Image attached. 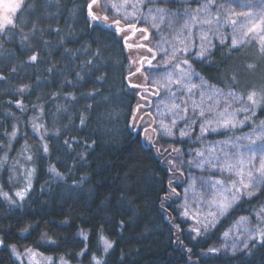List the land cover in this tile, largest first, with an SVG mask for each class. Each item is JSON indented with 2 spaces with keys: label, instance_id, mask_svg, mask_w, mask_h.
Returning a JSON list of instances; mask_svg holds the SVG:
<instances>
[{
  "label": "snow or ice",
  "instance_id": "obj_1",
  "mask_svg": "<svg viewBox=\"0 0 264 264\" xmlns=\"http://www.w3.org/2000/svg\"><path fill=\"white\" fill-rule=\"evenodd\" d=\"M192 4L197 7L192 9ZM94 8L100 9L103 14H98ZM0 9V41L6 42L17 32L22 34L24 27L29 25L33 34L37 31L36 20L24 19L26 13L35 16L34 4L24 5V0H0ZM77 10L74 9L72 15H75ZM85 11L93 33L118 39L129 52L143 49L148 53L139 59L129 57V73L124 77L127 81L126 87L130 95H139L145 104L138 102L130 109V122L125 127L129 129V135L139 129L150 150L155 149L169 165L167 171L172 173V176L168 179V192L161 202V207H164V201L169 199H182L183 202L178 206V215L196 220L198 226L189 229V239L194 240L215 227L220 222V217L226 218L237 208L249 205L250 215L235 219L233 226L223 232L225 242L219 248H209L208 253L215 254L223 249L229 251L233 257H236L237 253L251 257L254 249L264 248V87H248L241 90L240 80L234 72L228 75L227 80L221 77L220 83H223L224 87H220L219 83L211 84L195 66H217L216 55L232 56L252 44L257 46L261 59H264V0H241L240 3L236 0H86ZM161 25L168 31V36L164 35ZM55 31L59 33L60 29ZM137 35L139 40L136 39ZM153 43L155 46H152ZM99 54L97 49L96 55ZM28 61L36 63L38 54L29 55ZM246 67L254 69L256 65L249 63ZM12 71H15V68ZM136 76L142 77V80L133 83L132 78ZM3 79L6 77L0 75V80ZM229 80L231 83H228ZM27 90L28 86L16 89L19 93ZM197 94L199 101L194 99ZM88 95L95 99L94 92ZM149 96L160 98V103L155 106L156 116L150 111L140 115L148 104ZM10 103H15L18 108L24 110L22 100ZM190 108L191 119L188 117ZM211 113L215 115H208ZM40 115H43L42 107ZM145 116L148 117L147 121ZM37 119L33 118L31 124L40 142L38 153H33L25 140L17 154L23 158V163L19 158H13L10 163L8 155L12 151V143L22 135L18 124L12 125L11 132L3 133L7 137V146L0 143V153H3L0 155V172L8 173L7 183L12 186V191L9 192L5 190L4 184L0 183V201L6 202L12 208L22 209L25 203L30 202L29 193L33 189L37 173L36 159L43 157L50 160V147L46 138L48 128L38 123ZM79 119L80 126L85 127L88 117L81 115ZM137 120L141 123L137 124ZM180 121H184L183 128L178 127ZM194 126L199 127L200 135L197 140L202 143V137L211 132L226 136L223 141L209 142L213 146L208 148L207 155L204 151L190 150L195 151L196 158L187 161L189 168L195 167L210 174L207 179L203 175L198 177L199 187L202 189L199 192L197 177L191 172L188 179L184 180V152L182 148L174 146L175 143L183 141H165L169 143V148H164L163 151L160 150L159 143L165 137H173L176 132L181 138L188 137V129L194 130ZM236 132L240 134L235 135ZM51 136L59 138L60 129L56 128ZM63 144L67 146L66 151L73 150L69 140H64ZM93 145L99 146L93 140L92 144H86L85 151L79 154L80 160L85 164L88 162V150L94 151ZM164 153L168 155L165 156ZM47 171L57 183H67L69 179L51 162L48 163ZM87 180V176L81 177L70 187L73 191L81 190ZM185 183L187 187L184 186ZM16 184L20 187H16ZM128 189L129 185L122 183L119 208L121 215L127 216V219H120L116 225L121 234L131 226L136 215L133 201L127 198ZM40 190L44 191V186H41ZM194 202L206 203L209 211L202 214L199 209H193ZM110 210L109 206L105 212ZM62 223L69 224V221L66 219ZM38 225L39 222L35 225H24L19 230L20 235L30 237L32 232L39 231ZM174 227L177 233L183 231L180 224H175ZM233 232L237 235H232ZM76 235L78 243L75 246L81 250L73 255L83 257L88 253L90 264H106L105 258L115 249V241L100 232L98 242L102 246V253L98 257L89 253L88 233L80 229ZM179 239L177 235V240ZM37 245H23L21 251L15 243H6L5 238L0 236V248L10 251L17 264H70L65 255H45L39 250L40 247H47L55 251L61 246L47 232H40ZM186 251L191 253L192 249L187 248ZM120 259L126 264L123 252ZM241 264H250V261L243 259Z\"/></svg>",
  "mask_w": 264,
  "mask_h": 264
},
{
  "label": "trees",
  "instance_id": "obj_2",
  "mask_svg": "<svg viewBox=\"0 0 264 264\" xmlns=\"http://www.w3.org/2000/svg\"><path fill=\"white\" fill-rule=\"evenodd\" d=\"M28 4L35 5V16L26 13L24 19L36 20L35 34L29 25L22 34L17 32L6 42L0 41V75L6 77L0 80V143L7 146L3 133L11 132L13 124L20 126L22 135L12 143L9 156L15 155L25 140L35 143L30 124L38 118L48 128L50 160L36 159L30 202L22 209L0 201V236L6 243H15L21 250L23 245L37 247L40 232H47L61 246L55 251L40 247L41 252L65 255L74 264H90L88 253L83 257L73 255L81 250L75 246L76 233L83 229L88 233L89 253L98 257L102 253L100 232L116 242L115 249L105 258L106 264H123L122 252L126 264H241L243 259L250 264H264V248L259 247L251 257L208 253L209 248L219 247L223 232L235 219L250 214L249 205L237 208L213 230L194 240L189 239L188 220L178 215L180 199L164 201L161 207L172 174L163 157L155 149L150 150L139 129L129 135L125 127L130 122L129 111L139 98L129 94L124 79L129 73L130 52L118 39L92 32L86 0H24V5ZM74 9L78 10L72 15ZM55 29H60L59 33ZM32 54H38L36 63L28 61ZM195 66L211 84H221L220 68ZM23 86H28L26 92L16 91ZM91 92L95 99L88 95ZM16 100L23 101V111L10 103ZM81 115L88 117L85 127L80 126ZM56 128L61 132L59 138L51 136ZM64 140L70 141L74 151H66ZM93 140L99 146L88 150L85 164L79 154ZM180 145L186 148V142ZM49 162L69 177L67 183L51 179ZM6 175L7 172H0V183L8 191ZM85 176L88 180L83 188L73 191L70 185ZM122 183L129 185L127 198L133 201L136 215L121 234L116 225L120 219H127L119 208ZM109 206L111 210L105 212ZM66 219L69 224L62 223ZM37 222L39 231L30 237L20 235L24 225ZM175 224H180L183 231L177 233ZM187 248L192 252H187ZM0 264L17 262L10 251L0 248Z\"/></svg>",
  "mask_w": 264,
  "mask_h": 264
},
{
  "label": "rangeland",
  "instance_id": "obj_3",
  "mask_svg": "<svg viewBox=\"0 0 264 264\" xmlns=\"http://www.w3.org/2000/svg\"><path fill=\"white\" fill-rule=\"evenodd\" d=\"M237 3H240L241 0H236ZM179 6V5H178ZM184 7H189L188 5H184ZM190 7L192 9H195L197 7V5L192 4L190 5ZM173 10H175V8H173ZM94 11H96L98 14H103L102 12H100V9L98 8H94ZM146 11V10H145ZM0 14H2V9H0ZM161 29L164 31V35L168 36V31L164 29V26L161 25ZM153 34L155 35V32H153ZM137 40H139V36L137 35ZM159 38L157 37V40ZM131 42V41H130ZM155 46V44H154ZM148 55V53L143 50V49H138V50H132L130 52V57L132 59H139L142 56ZM216 62H217V68H220L219 72V79L221 80V77H223L224 79L227 80V77L230 73H236L237 78L240 80L241 83V90H246L248 87H255L257 89H260L261 87H264V59H261L260 57V53L257 50V46L255 44L249 45L247 47H245L241 52L238 53H234L232 56H228L226 54L224 55H219V57L215 58ZM249 63H254L256 65V67L254 69H248L246 67V64ZM142 80V77L136 76L132 78V82L133 83H138ZM228 83H231V81L229 80ZM220 87H224V84L221 83L219 84ZM163 95V93L161 94ZM195 100L199 101L200 97L197 94L196 97H194ZM140 103L142 105L145 104V101L140 100V97L138 98L137 103ZM160 103V98L159 97H153V96H149L148 97V104L145 105L144 109L142 110V112L140 113V115H144V112H152L154 116L157 115L156 111H155V106ZM211 103V102H209ZM235 106H239V105H235ZM136 115V114H135ZM208 115H215V113H211ZM188 117L189 119H191L192 117V112H191V108L188 112ZM242 118V117H241ZM145 121L148 120V117L145 116L144 117ZM38 123H41L39 121V119H37ZM137 124H140L141 121L137 120L136 121ZM199 123V121H197V124ZM30 131L33 133L34 137L36 138V142L35 143H28V145L30 146V150L33 153H38V149H39V139L37 137V134L35 132H33L32 130V124ZM178 127L179 128H183L184 127V121H180L178 123ZM188 131L190 132V135L188 137H179L178 136V132L175 133V135L173 137H165L164 140H161L159 143L161 145V151H163L164 148H169V143H166L165 141L168 142H173L175 140H182L183 142H186V148L182 149L184 152V160L185 163L182 165V168L184 169V180H187L189 177V172H191V174L194 177H197L196 180V184H197V192L202 191V189H200L199 185H200V180H199V176L203 175L205 177V179L209 178V173L205 172L204 170L195 168V167H191L189 168L187 161L189 160H193L195 157V151H190V150H199V151H204L207 155L208 152V148L212 147L213 145L210 144L209 142H214V141H223L226 139V136L224 135H219L215 132H211L208 135L202 137L203 143L200 140H197V136L200 135V131H199V127L194 126V130L192 129H188ZM244 131H247V129H244ZM175 132V130H174ZM239 132H236L235 135H239ZM143 135V133H142ZM210 135H212V138L209 137ZM229 135H231V133H229ZM214 136V137H213ZM164 144V145H162ZM182 143H175L174 146L176 147H180L182 148L180 145ZM224 145H220V147H223ZM21 150V148L17 151V153L13 156H9L10 157V163L12 162L13 158H19L21 160V163H23V158L22 157H18L17 154L18 152ZM9 155V153H8ZM165 156H167V153H164ZM173 155H175V153H173ZM164 159V158H163ZM169 159H171V157H169ZM165 161V159H164ZM165 163H167L165 161ZM167 166L169 167V165L167 164ZM172 174V173H171ZM177 175H179V173H177ZM217 178H220L219 176H217ZM6 179L8 180V173L6 175ZM183 182V181H182ZM16 187H20L19 184L15 185ZM185 187H187V184H184ZM9 192L12 191V186L10 185V190H8ZM182 199H180V203H182ZM179 203V204H180ZM179 206V205H178ZM193 209H199L201 211L202 214L207 213V211H209V208L207 206L206 203L204 202H200V203H193L192 204ZM250 215V214H248ZM248 215H242V216H248ZM182 217V216H181ZM184 218V217H183ZM224 218V217H220L219 221ZM189 222V228L191 229L193 226H198L196 224V220L195 219H186ZM233 225L231 224L230 226H228L226 228V231L231 228ZM216 227V226H215ZM215 227L210 228L208 230V232H210L211 230H213ZM232 235H237V233L233 232ZM222 243H220L219 247H221V245L225 242L224 241V237L222 236ZM229 243H231V240L228 241ZM218 247V248H219ZM240 247H242V244L240 245ZM22 251V250H21ZM220 253L225 254V255H232L229 251H225V250H221ZM48 255V254H45ZM13 256V255H12ZM52 256V255H51ZM13 258L15 259V257L13 256ZM16 261V259H15ZM70 261V260H69ZM17 262V261H16ZM70 264H74L70 261ZM80 264V263H78Z\"/></svg>",
  "mask_w": 264,
  "mask_h": 264
},
{
  "label": "water",
  "instance_id": "obj_4",
  "mask_svg": "<svg viewBox=\"0 0 264 264\" xmlns=\"http://www.w3.org/2000/svg\"><path fill=\"white\" fill-rule=\"evenodd\" d=\"M135 115V114H134Z\"/></svg>",
  "mask_w": 264,
  "mask_h": 264
}]
</instances>
